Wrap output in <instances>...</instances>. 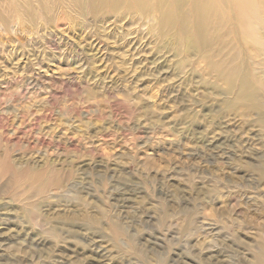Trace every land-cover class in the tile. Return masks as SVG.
Segmentation results:
<instances>
[{"label":"rangeland","instance_id":"374dc122","mask_svg":"<svg viewBox=\"0 0 264 264\" xmlns=\"http://www.w3.org/2000/svg\"><path fill=\"white\" fill-rule=\"evenodd\" d=\"M11 1L0 264H254L264 0L225 4L206 27L189 2L110 0L95 15L87 0Z\"/></svg>","mask_w":264,"mask_h":264},{"label":"bare ground","instance_id":"6f19581e","mask_svg":"<svg viewBox=\"0 0 264 264\" xmlns=\"http://www.w3.org/2000/svg\"><path fill=\"white\" fill-rule=\"evenodd\" d=\"M12 1L9 3V6H17L16 0H12ZM87 1H88L87 6L91 9V11L95 15H100L99 13H101L104 10V7H105L107 1L109 2L110 0H87ZM187 2H189L191 4V8L202 9L201 14L197 13V15H198V17H197L198 23L197 24L200 27H206V26L210 25L212 22H209V21H211V16H213V14H217L220 17H223V16H221L222 11L227 10L228 5H231V8L234 9L233 5L237 7L240 4V0H172L171 4H172V7H173L175 13L183 14L184 9H185V5ZM225 4L227 6H225ZM232 70L230 72H232ZM239 75H241L240 69L236 70L231 77L225 78L227 76V74H226V76H224L222 78V80L225 84L229 85L233 81V79ZM242 77L244 79H242ZM242 77H241V80L244 81V85L249 87V83L246 81V80H248L247 77H249V74L245 73V75H242ZM260 77H264V75H261ZM256 79L258 81L257 85H258L259 89L264 92V82L258 77H256ZM260 107L261 106L254 101L249 102V110L256 112L260 118H264V113L259 110ZM256 166L259 168V166H261V165L259 164V166L258 165H256ZM254 264H264V245L259 246L257 254L255 256V263Z\"/></svg>","mask_w":264,"mask_h":264}]
</instances>
